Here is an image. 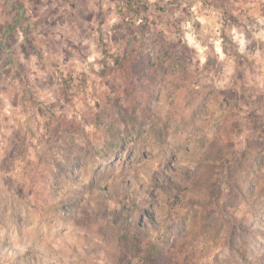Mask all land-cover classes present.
I'll return each instance as SVG.
<instances>
[{"label":"rangeland","instance_id":"rangeland-1","mask_svg":"<svg viewBox=\"0 0 264 264\" xmlns=\"http://www.w3.org/2000/svg\"><path fill=\"white\" fill-rule=\"evenodd\" d=\"M241 11L0 0V264H264V42Z\"/></svg>","mask_w":264,"mask_h":264},{"label":"crops","instance_id":"crops-1","mask_svg":"<svg viewBox=\"0 0 264 264\" xmlns=\"http://www.w3.org/2000/svg\"><path fill=\"white\" fill-rule=\"evenodd\" d=\"M241 2H242V6H243V11L245 12V14L243 13V11H241L240 15L243 16V17H250V19H251V17H254V19H255V20H253L254 21V25H255V27H254L255 32L251 34L252 35V37H251L252 39L249 40L248 38H245V46H246V44L248 45V43H249V47L252 46V44H253L252 42H255L257 45H260L262 42H264V32L262 31L263 28H264V13L259 11V10H258L259 13H257V12H255L253 10L255 9L256 6L258 7V5H261V3H264V0H241ZM251 4L252 5L256 4L254 9H252L253 7L250 6ZM228 10H229L228 11V17L232 18V11H234V10H232V7L229 8ZM227 22H228V26L231 25V27H232L231 19H228ZM240 22H244V19L243 20L240 19ZM248 23H249V21L245 20L244 26H240V31H241V33H243V36H244L245 33L249 32L246 29L250 25ZM258 24H262V25H258ZM232 29L234 30V28H232ZM235 30H236V27H235ZM231 32H233V31L231 30ZM249 49H251V47ZM254 49L255 48H253V50Z\"/></svg>","mask_w":264,"mask_h":264},{"label":"trees","instance_id":"trees-1","mask_svg":"<svg viewBox=\"0 0 264 264\" xmlns=\"http://www.w3.org/2000/svg\"><path fill=\"white\" fill-rule=\"evenodd\" d=\"M147 248H148L147 254H151L153 256V258H157L158 257L159 249H157L153 245L147 246Z\"/></svg>","mask_w":264,"mask_h":264},{"label":"built area","instance_id":"built-area-1","mask_svg":"<svg viewBox=\"0 0 264 264\" xmlns=\"http://www.w3.org/2000/svg\"><path fill=\"white\" fill-rule=\"evenodd\" d=\"M192 10H195V7H193ZM187 27H189V25H188ZM190 35H191V34L189 33V36H190Z\"/></svg>","mask_w":264,"mask_h":264}]
</instances>
